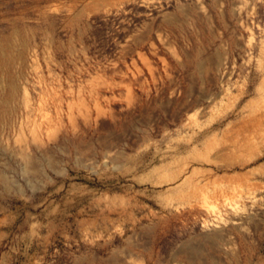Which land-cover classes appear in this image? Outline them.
Wrapping results in <instances>:
<instances>
[{
    "label": "rangeland",
    "instance_id": "1",
    "mask_svg": "<svg viewBox=\"0 0 264 264\" xmlns=\"http://www.w3.org/2000/svg\"><path fill=\"white\" fill-rule=\"evenodd\" d=\"M0 264H264V0H0Z\"/></svg>",
    "mask_w": 264,
    "mask_h": 264
},
{
    "label": "bare ground",
    "instance_id": "2",
    "mask_svg": "<svg viewBox=\"0 0 264 264\" xmlns=\"http://www.w3.org/2000/svg\"><path fill=\"white\" fill-rule=\"evenodd\" d=\"M11 177L8 176L7 172L0 170V183L6 188L9 189L12 187Z\"/></svg>",
    "mask_w": 264,
    "mask_h": 264
}]
</instances>
